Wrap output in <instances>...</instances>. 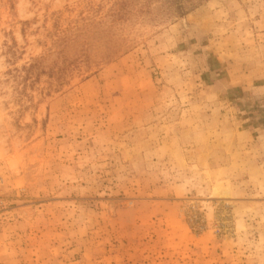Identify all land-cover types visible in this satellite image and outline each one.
Returning a JSON list of instances; mask_svg holds the SVG:
<instances>
[{"label": "rangeland", "instance_id": "rangeland-1", "mask_svg": "<svg viewBox=\"0 0 264 264\" xmlns=\"http://www.w3.org/2000/svg\"><path fill=\"white\" fill-rule=\"evenodd\" d=\"M0 264H264V0H0Z\"/></svg>", "mask_w": 264, "mask_h": 264}, {"label": "bare ground", "instance_id": "bare-ground-1", "mask_svg": "<svg viewBox=\"0 0 264 264\" xmlns=\"http://www.w3.org/2000/svg\"><path fill=\"white\" fill-rule=\"evenodd\" d=\"M221 191H222V194L226 196H230L232 194V191L230 188H224V189H221Z\"/></svg>", "mask_w": 264, "mask_h": 264}]
</instances>
